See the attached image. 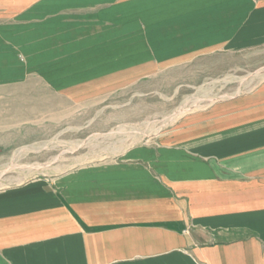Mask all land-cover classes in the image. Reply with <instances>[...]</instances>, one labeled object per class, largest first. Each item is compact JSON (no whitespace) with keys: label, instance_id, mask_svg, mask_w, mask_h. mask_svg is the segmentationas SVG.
Masks as SVG:
<instances>
[{"label":"crops","instance_id":"1","mask_svg":"<svg viewBox=\"0 0 264 264\" xmlns=\"http://www.w3.org/2000/svg\"><path fill=\"white\" fill-rule=\"evenodd\" d=\"M263 45L264 0H0V79L73 89ZM158 138L0 189V264H264V81Z\"/></svg>","mask_w":264,"mask_h":264},{"label":"rangeland","instance_id":"2","mask_svg":"<svg viewBox=\"0 0 264 264\" xmlns=\"http://www.w3.org/2000/svg\"><path fill=\"white\" fill-rule=\"evenodd\" d=\"M200 58L73 89L0 79V189L117 160L264 81V45Z\"/></svg>","mask_w":264,"mask_h":264}]
</instances>
